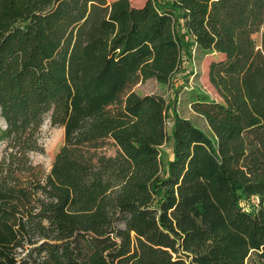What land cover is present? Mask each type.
<instances>
[{
    "label": "trees",
    "instance_id": "trees-1",
    "mask_svg": "<svg viewBox=\"0 0 264 264\" xmlns=\"http://www.w3.org/2000/svg\"><path fill=\"white\" fill-rule=\"evenodd\" d=\"M0 119V264H264V0H0Z\"/></svg>",
    "mask_w": 264,
    "mask_h": 264
},
{
    "label": "rangeland",
    "instance_id": "rangeland-1",
    "mask_svg": "<svg viewBox=\"0 0 264 264\" xmlns=\"http://www.w3.org/2000/svg\"><path fill=\"white\" fill-rule=\"evenodd\" d=\"M109 2L113 0H107ZM146 0H129L133 6H141ZM254 37L259 40L260 34H255ZM217 57L216 54H198L192 51V59L185 60L184 66L187 77H182L178 74L175 80V86L167 87L158 83L155 79H147L144 82L138 83L133 87V90L140 94H160L163 95L172 105L170 109V117L168 119V128L170 130L173 122L174 114L190 119L196 126L203 129L207 134L211 135L210 128L206 120L193 109L190 99L189 91L193 87H197L205 91L213 98H218L216 92L208 81V66L212 59ZM3 120L0 119V127H3ZM63 128L58 125H52L49 119H45L41 127V139L44 146L43 153H31L30 156L34 163L42 164L43 167L49 171L53 158L63 142ZM1 148V147H0ZM164 150L169 154V146H164ZM111 152V151H110ZM256 202L255 199L251 200Z\"/></svg>",
    "mask_w": 264,
    "mask_h": 264
}]
</instances>
